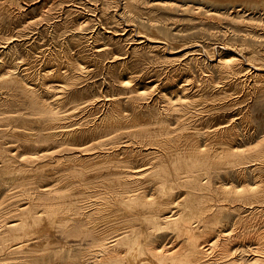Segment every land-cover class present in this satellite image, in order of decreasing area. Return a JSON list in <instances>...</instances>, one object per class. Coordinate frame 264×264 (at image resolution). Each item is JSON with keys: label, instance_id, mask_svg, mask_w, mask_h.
I'll list each match as a JSON object with an SVG mask.
<instances>
[{"label": "bare ground", "instance_id": "bare-ground-1", "mask_svg": "<svg viewBox=\"0 0 264 264\" xmlns=\"http://www.w3.org/2000/svg\"><path fill=\"white\" fill-rule=\"evenodd\" d=\"M0 264H264V0H0Z\"/></svg>", "mask_w": 264, "mask_h": 264}, {"label": "rangeland", "instance_id": "rangeland-1", "mask_svg": "<svg viewBox=\"0 0 264 264\" xmlns=\"http://www.w3.org/2000/svg\"><path fill=\"white\" fill-rule=\"evenodd\" d=\"M33 8H35V7H33V5H32V6L29 8V11H32ZM246 14H248V12H247ZM246 102H247L248 106H249L250 104H252L251 106H252V108H253V107L257 106V104H259L260 101H259L258 99L254 100V101L250 99V100H247ZM246 102H245V103H246ZM251 102H252V103H251ZM253 102H254V103H253ZM244 106H245V105H244ZM251 120H252L254 123H256V121H257V119L254 118V117H253ZM256 124H257V123H256Z\"/></svg>", "mask_w": 264, "mask_h": 264}]
</instances>
